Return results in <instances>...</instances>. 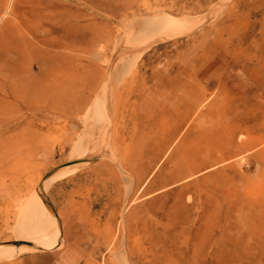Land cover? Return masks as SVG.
<instances>
[{
  "label": "rangeland",
  "instance_id": "rangeland-1",
  "mask_svg": "<svg viewBox=\"0 0 264 264\" xmlns=\"http://www.w3.org/2000/svg\"><path fill=\"white\" fill-rule=\"evenodd\" d=\"M54 1L100 37L56 51L51 113L5 187L0 264H264L236 223L258 175L241 142L264 127V0ZM156 13L193 28L138 57L131 24ZM83 97L101 110L93 138L69 112ZM33 193L58 222L46 246Z\"/></svg>",
  "mask_w": 264,
  "mask_h": 264
},
{
  "label": "bare ground",
  "instance_id": "bare-ground-1",
  "mask_svg": "<svg viewBox=\"0 0 264 264\" xmlns=\"http://www.w3.org/2000/svg\"><path fill=\"white\" fill-rule=\"evenodd\" d=\"M38 1L0 0V210L5 187L12 196L18 193L20 146L22 140L32 141L39 107L45 117L51 113V65L61 60L56 51L90 48L100 37L95 23H80L83 15L74 14L69 24L58 14V1ZM190 22L163 13L140 17L131 24L137 34L130 50L140 49V57L147 49L184 35L193 28ZM78 102L80 107L69 105V112L85 114V130L93 138L101 110L87 97ZM86 119L92 121L91 126ZM23 127L25 139L21 136ZM241 150L252 151L258 175L244 188L246 197L237 210V232L242 243L252 245L254 255L264 257V127L247 135ZM32 200L31 209L40 215L35 240L46 246L50 235L58 236V222L38 194L33 193ZM227 204L232 208L230 201ZM4 247L0 244V253Z\"/></svg>",
  "mask_w": 264,
  "mask_h": 264
}]
</instances>
